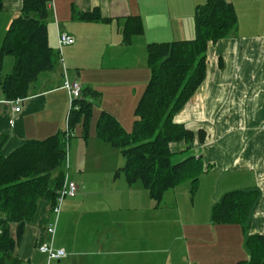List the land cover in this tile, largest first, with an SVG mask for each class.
I'll use <instances>...</instances> for the list:
<instances>
[{"label": "crops", "instance_id": "0c3cea01", "mask_svg": "<svg viewBox=\"0 0 264 264\" xmlns=\"http://www.w3.org/2000/svg\"><path fill=\"white\" fill-rule=\"evenodd\" d=\"M226 1L235 11L236 30L208 43L204 80L174 117L195 136L187 152L183 143L170 146L171 162L201 159L202 173L194 193L190 182L183 183L154 207L139 183L129 185L116 174L124 160L97 137L96 123L106 112L131 131L150 78L147 45L192 40L196 9L205 0H51L48 44L59 59L30 85L20 112L14 113L0 93V142L8 156L26 141L66 130L64 69L70 82L89 90L82 93L92 104L87 135L80 123L68 141L63 167L68 162L66 177L77 193L60 207L53 247L66 257L54 264H236L248 259L246 237L264 236V0ZM1 3L0 46L22 0ZM81 14L96 20H82ZM130 17L139 18L142 33L124 44ZM60 33L73 37L74 44L59 48ZM13 62L4 57L2 75L11 72ZM233 191L258 193L246 229L211 221L213 206ZM50 210L47 201L39 202L13 252L15 264L46 263L37 247L50 242Z\"/></svg>", "mask_w": 264, "mask_h": 264}, {"label": "trees", "instance_id": "16d2710c", "mask_svg": "<svg viewBox=\"0 0 264 264\" xmlns=\"http://www.w3.org/2000/svg\"><path fill=\"white\" fill-rule=\"evenodd\" d=\"M51 0H22L19 15L13 19L0 46V93L7 102L25 99L37 77L54 69L59 54L48 44L47 19ZM2 3L0 0V11ZM82 20H96L93 14H81ZM194 38L147 45L150 78L134 110L130 132H126L110 114L102 112L96 123L97 137L116 148L124 160L121 173L129 185L139 183L147 191L154 207L164 195L190 182L192 189L203 170L201 159L190 157L172 164L170 146L185 145L190 150L195 134L174 117L188 103L204 80L208 43L229 37L237 17L226 0H205L196 9ZM142 33L139 18L130 17L123 29V43ZM13 58L8 75H2L4 57ZM89 90H83V94ZM92 93V92H90ZM68 110L66 130L41 141H26L8 156L0 142V264H15L13 252L26 228L34 221L40 201L53 208L64 181L63 166L67 144L74 128L82 123L87 135L92 104L82 96ZM197 136L203 141V133ZM258 199L256 191L226 193L213 206L214 224H234L247 228L250 212ZM248 259L236 264H264V236L246 237Z\"/></svg>", "mask_w": 264, "mask_h": 264}, {"label": "built area", "instance_id": "2783aa9c", "mask_svg": "<svg viewBox=\"0 0 264 264\" xmlns=\"http://www.w3.org/2000/svg\"><path fill=\"white\" fill-rule=\"evenodd\" d=\"M57 42L58 47L62 48L65 46H71L74 44V38L71 36H68L67 34L60 33L57 35ZM64 82L62 88L67 92L68 94V107L69 110L73 109L75 100H78L82 96V90L79 83L72 81L70 82L66 76V71L64 69ZM22 99H17L15 101L7 102L14 113L20 112V107L22 104ZM10 127L13 125V121H9ZM262 129H264V124L262 126ZM77 193V186L75 183L70 182L67 180V177L64 178L63 184L59 190L58 197L56 198V202L53 208H51V214L54 217V221L51 226L47 227L46 234L50 237L49 243H41L37 247V251L39 254L45 256L46 263L45 264H54L59 262L60 260L64 259L66 257L65 251L63 249H55L53 247V238L55 234V227L57 223V219L60 213V207L64 199L66 198H72Z\"/></svg>", "mask_w": 264, "mask_h": 264}, {"label": "rangeland", "instance_id": "374dc122", "mask_svg": "<svg viewBox=\"0 0 264 264\" xmlns=\"http://www.w3.org/2000/svg\"><path fill=\"white\" fill-rule=\"evenodd\" d=\"M132 124H133V122H132ZM67 154L69 155V146H68V144H67ZM63 172H64V176L66 177V175L68 174V162H67V166L65 168L63 167Z\"/></svg>", "mask_w": 264, "mask_h": 264}]
</instances>
